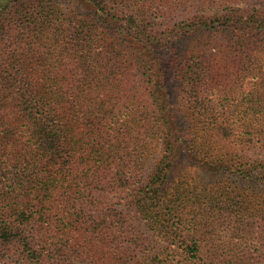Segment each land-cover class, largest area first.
<instances>
[{"label":"trees","instance_id":"obj_1","mask_svg":"<svg viewBox=\"0 0 264 264\" xmlns=\"http://www.w3.org/2000/svg\"><path fill=\"white\" fill-rule=\"evenodd\" d=\"M257 149L264 0H0V264H264Z\"/></svg>","mask_w":264,"mask_h":264},{"label":"rangeland","instance_id":"obj_2","mask_svg":"<svg viewBox=\"0 0 264 264\" xmlns=\"http://www.w3.org/2000/svg\"><path fill=\"white\" fill-rule=\"evenodd\" d=\"M241 4V3H240ZM195 14H198V12L196 11ZM167 56V54H166ZM169 92L172 96V98H174V102L177 103V94L179 92V81L178 79L174 76V75H170L169 76ZM253 155L256 157H264V151H261V150H256ZM191 161L187 158L184 159V164L186 166H190V173L194 176V181L195 183H197L198 181L200 182H208L212 176L207 172L205 171L204 169H202L198 164H193V165H190Z\"/></svg>","mask_w":264,"mask_h":264}]
</instances>
